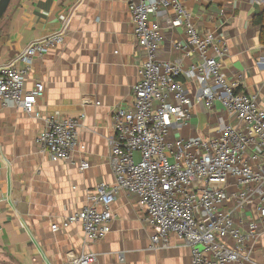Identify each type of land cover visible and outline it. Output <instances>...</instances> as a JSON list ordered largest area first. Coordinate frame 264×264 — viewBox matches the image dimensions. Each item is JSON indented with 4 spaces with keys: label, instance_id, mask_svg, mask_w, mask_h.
Segmentation results:
<instances>
[{
    "label": "crops",
    "instance_id": "crops-1",
    "mask_svg": "<svg viewBox=\"0 0 264 264\" xmlns=\"http://www.w3.org/2000/svg\"><path fill=\"white\" fill-rule=\"evenodd\" d=\"M180 1L200 32L227 40V78L231 82L242 75L238 90L256 95L264 107V45L253 23L264 0ZM150 20L163 25L160 60L182 57L174 42L186 40L185 28L172 27L163 15ZM62 28L64 43L35 56L26 80L27 89L37 81L45 84L35 108L39 116L9 105L0 118V264H63L69 251L95 253L94 264H191L190 247L175 234L168 247H152L153 229L136 193L118 194L111 230L102 240L88 241L81 223L52 229L83 209L98 185H114L113 112L134 107L133 86L145 58L126 0H12L0 21V65ZM196 61L185 58L184 67ZM186 84L193 116L173 128L172 136L216 134L230 117L218 102L206 108L196 101V80ZM49 115H83L78 132L84 148L78 147L69 160L52 161L36 143ZM84 161L89 167L81 169ZM245 214L250 218L252 212ZM253 248L252 260L264 264V238Z\"/></svg>",
    "mask_w": 264,
    "mask_h": 264
},
{
    "label": "built area",
    "instance_id": "built-area-1",
    "mask_svg": "<svg viewBox=\"0 0 264 264\" xmlns=\"http://www.w3.org/2000/svg\"><path fill=\"white\" fill-rule=\"evenodd\" d=\"M126 3L145 58L133 86L134 107L120 106L113 112L116 181L98 185L83 209L52 229L81 223L88 241L102 240L111 230L113 202L127 191L139 195L146 210L153 248L168 247L175 234L190 247L191 264H257L251 254L253 245L264 238V107L256 95L238 90L242 75L231 82L227 78V40L200 32L180 0ZM151 15L167 16L172 27L185 28L186 40L174 42L182 57L160 60L163 25L151 21ZM63 29L32 41L17 59L0 65V118L9 105L35 113L45 84L37 81L27 89L26 80L35 56L64 43ZM192 56L197 61L184 67V59ZM195 80L196 101L206 108L220 103L230 120L207 137H173V128L192 119L194 103L186 81ZM82 119L83 115L45 117L36 143L52 161L71 159L78 147L84 148L78 132ZM88 167V162L81 163V169ZM96 260L93 252L69 251L63 264Z\"/></svg>",
    "mask_w": 264,
    "mask_h": 264
},
{
    "label": "trees",
    "instance_id": "trees-1",
    "mask_svg": "<svg viewBox=\"0 0 264 264\" xmlns=\"http://www.w3.org/2000/svg\"><path fill=\"white\" fill-rule=\"evenodd\" d=\"M253 23L260 27V41L264 45V9L254 16Z\"/></svg>",
    "mask_w": 264,
    "mask_h": 264
},
{
    "label": "water",
    "instance_id": "water-1",
    "mask_svg": "<svg viewBox=\"0 0 264 264\" xmlns=\"http://www.w3.org/2000/svg\"><path fill=\"white\" fill-rule=\"evenodd\" d=\"M12 0H0V21L5 15Z\"/></svg>",
    "mask_w": 264,
    "mask_h": 264
},
{
    "label": "rangeland",
    "instance_id": "rangeland-1",
    "mask_svg": "<svg viewBox=\"0 0 264 264\" xmlns=\"http://www.w3.org/2000/svg\"><path fill=\"white\" fill-rule=\"evenodd\" d=\"M10 6V5H9ZM8 10V9H7Z\"/></svg>",
    "mask_w": 264,
    "mask_h": 264
}]
</instances>
